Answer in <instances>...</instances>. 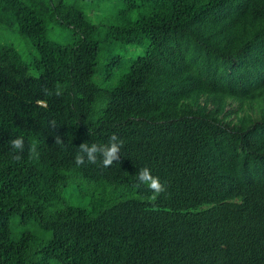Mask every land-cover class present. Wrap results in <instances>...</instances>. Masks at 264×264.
<instances>
[{
    "label": "trees",
    "instance_id": "1",
    "mask_svg": "<svg viewBox=\"0 0 264 264\" xmlns=\"http://www.w3.org/2000/svg\"><path fill=\"white\" fill-rule=\"evenodd\" d=\"M143 1L136 20L99 26L73 0H0V33L36 52L29 66L0 35V264H264V0ZM127 46L143 55L94 82L104 47ZM123 65L110 55L102 82ZM113 133L119 161L74 164ZM145 166L167 189L154 202L134 187Z\"/></svg>",
    "mask_w": 264,
    "mask_h": 264
},
{
    "label": "rangeland",
    "instance_id": "2",
    "mask_svg": "<svg viewBox=\"0 0 264 264\" xmlns=\"http://www.w3.org/2000/svg\"><path fill=\"white\" fill-rule=\"evenodd\" d=\"M78 4V8L81 9L89 20L95 25H117L122 26L125 25V22H132L136 20L140 15L146 13L148 11V6L143 0H134L136 3V8L131 11H127L124 18H119L121 16V11L125 7L126 0H73ZM120 13V14H119ZM119 14V15H118ZM1 38H3V43H7L13 45L16 50L20 53L23 61L31 65L33 59L36 56V52L34 47L32 46L31 42L16 34L12 30L1 31L0 33ZM49 36L54 40H57L62 45H68L71 43V39L75 36L71 29L66 27H58L57 25L50 29ZM148 41L145 40V45H147ZM145 46H143L144 48ZM121 55L124 59L123 68L120 70H116L114 73V77L108 84H104L102 82V72H103V65L108 61L110 55ZM143 55V50L141 48H134V47H120L113 49L110 53L106 47L101 52V58L98 63L97 73L94 76V82L97 84H101L105 87L113 86L117 83L118 78L124 73L127 66L130 63L131 59L137 58V56ZM29 74L32 76H37V71L30 70ZM120 190V189H119ZM119 190H116L114 187H109V192L112 194L119 195ZM126 194L129 191L124 188ZM88 198H85L84 206L87 205ZM13 231L17 229L16 227L12 226ZM54 264V263H52Z\"/></svg>",
    "mask_w": 264,
    "mask_h": 264
},
{
    "label": "clouds",
    "instance_id": "3",
    "mask_svg": "<svg viewBox=\"0 0 264 264\" xmlns=\"http://www.w3.org/2000/svg\"><path fill=\"white\" fill-rule=\"evenodd\" d=\"M45 95H52L53 93L48 88L43 89ZM55 95H61L62 91L60 85H56ZM38 104H43V101H37ZM49 128L53 131L57 126L56 120H50L48 124ZM54 132V131H53ZM92 134L91 132L89 133ZM55 145H65L64 139L59 135H54ZM11 149L14 154L12 159L14 162H21L23 160V152L25 149L24 137L20 136L9 141ZM124 147V140L117 134L113 133L107 143H82L78 148L74 156V164L77 167L85 165V163L96 165L98 164L102 168H110L114 162L119 161L122 155V148ZM29 160H39L40 152L36 143H32L28 149ZM136 183L134 187L140 188L144 186L148 189L152 195L149 197L151 201H156L157 198L166 193L167 189L165 185L160 181V178L154 176L149 167L145 166L138 169V173L135 175Z\"/></svg>",
    "mask_w": 264,
    "mask_h": 264
}]
</instances>
